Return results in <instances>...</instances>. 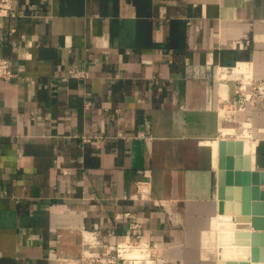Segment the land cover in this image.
<instances>
[{
  "label": "crops",
  "instance_id": "obj_1",
  "mask_svg": "<svg viewBox=\"0 0 264 264\" xmlns=\"http://www.w3.org/2000/svg\"><path fill=\"white\" fill-rule=\"evenodd\" d=\"M13 3L0 16L14 71L0 80V264H77L90 243L138 234L163 264H264L237 211L244 186L219 194L222 137L264 172V97L220 115L241 81L264 79V0Z\"/></svg>",
  "mask_w": 264,
  "mask_h": 264
},
{
  "label": "built area",
  "instance_id": "obj_2",
  "mask_svg": "<svg viewBox=\"0 0 264 264\" xmlns=\"http://www.w3.org/2000/svg\"><path fill=\"white\" fill-rule=\"evenodd\" d=\"M13 0H0V16L15 14ZM10 60L0 53V80L10 79L14 75ZM69 75L75 77H87L89 72L79 67L69 69ZM239 99L236 104H225L227 115L224 118H236L237 110L245 108L248 103H256L264 97V79H246L241 81L238 88ZM148 174L149 170L144 169ZM138 194L145 197L149 194V183L140 181ZM137 225V224H136ZM135 226V225H134ZM163 258L159 254L157 246L150 238H144L138 234L137 237H123L104 243L103 248H96L95 243H90L84 248L77 264H163Z\"/></svg>",
  "mask_w": 264,
  "mask_h": 264
},
{
  "label": "water",
  "instance_id": "obj_3",
  "mask_svg": "<svg viewBox=\"0 0 264 264\" xmlns=\"http://www.w3.org/2000/svg\"><path fill=\"white\" fill-rule=\"evenodd\" d=\"M220 169H219V194L220 198L226 197L229 191L228 185L236 183L242 185L243 200L242 206L237 211L244 214H251V221L254 229L250 232L252 240L253 260L260 258L264 260V248L258 247L259 243L264 244V202H260V177H264V172L252 170L250 154H244V141L240 138L219 139ZM244 154V155H242ZM243 161V164H242ZM240 190V187L238 188ZM264 199V191L261 192Z\"/></svg>",
  "mask_w": 264,
  "mask_h": 264
},
{
  "label": "bare ground",
  "instance_id": "obj_4",
  "mask_svg": "<svg viewBox=\"0 0 264 264\" xmlns=\"http://www.w3.org/2000/svg\"><path fill=\"white\" fill-rule=\"evenodd\" d=\"M222 111V110H221ZM237 120V119H236ZM232 121V120H231ZM234 122V121H233ZM222 128H223V131L224 132H236V133H238L237 135L239 136V137H248V132H247V130H245L243 133L242 132H240V131H238L237 132V130L235 129V127H233L232 125H229V124H227V123H224L223 125H222ZM251 136V135H250ZM249 136V137H250ZM216 142H217V140L215 141V144H216ZM245 151L246 152H250V150L252 149L251 148V142L249 141V139L247 138L246 139V145H245Z\"/></svg>",
  "mask_w": 264,
  "mask_h": 264
},
{
  "label": "rangeland",
  "instance_id": "obj_5",
  "mask_svg": "<svg viewBox=\"0 0 264 264\" xmlns=\"http://www.w3.org/2000/svg\"><path fill=\"white\" fill-rule=\"evenodd\" d=\"M225 114H227V111L225 112ZM220 115H221V117H223L224 116V114L222 115L221 113H220ZM224 121H226V122H231V118L230 117H228L227 119L226 118H224ZM229 133H233V132H229Z\"/></svg>",
  "mask_w": 264,
  "mask_h": 264
}]
</instances>
